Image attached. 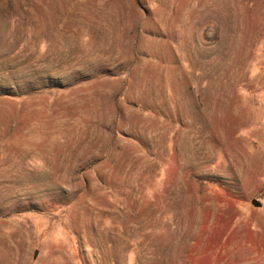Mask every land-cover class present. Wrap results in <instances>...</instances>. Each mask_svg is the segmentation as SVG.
Returning a JSON list of instances; mask_svg holds the SVG:
<instances>
[{
  "label": "rangeland",
  "instance_id": "374dc122",
  "mask_svg": "<svg viewBox=\"0 0 264 264\" xmlns=\"http://www.w3.org/2000/svg\"><path fill=\"white\" fill-rule=\"evenodd\" d=\"M0 264H264V0H0Z\"/></svg>",
  "mask_w": 264,
  "mask_h": 264
},
{
  "label": "water",
  "instance_id": "95a60500",
  "mask_svg": "<svg viewBox=\"0 0 264 264\" xmlns=\"http://www.w3.org/2000/svg\"><path fill=\"white\" fill-rule=\"evenodd\" d=\"M253 203H254L255 205H260V202H259L257 199H255V200L253 201Z\"/></svg>",
  "mask_w": 264,
  "mask_h": 264
}]
</instances>
